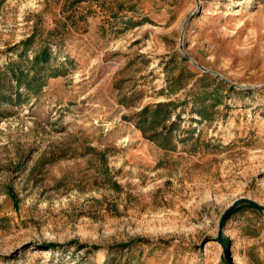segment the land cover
Wrapping results in <instances>:
<instances>
[{
	"label": "rangeland",
	"instance_id": "rangeland-1",
	"mask_svg": "<svg viewBox=\"0 0 264 264\" xmlns=\"http://www.w3.org/2000/svg\"><path fill=\"white\" fill-rule=\"evenodd\" d=\"M1 71L0 264H227L223 215L264 206V0H0ZM223 238L264 264V209Z\"/></svg>",
	"mask_w": 264,
	"mask_h": 264
},
{
	"label": "water",
	"instance_id": "water-1",
	"mask_svg": "<svg viewBox=\"0 0 264 264\" xmlns=\"http://www.w3.org/2000/svg\"><path fill=\"white\" fill-rule=\"evenodd\" d=\"M194 64L197 65L198 67L202 68L203 70L207 71L203 66L199 65L197 62L194 61ZM241 204H250L253 205L257 208L260 209H264V206L257 203L256 201L252 200V199H248V198H244V199H239L237 200L223 215L222 219H221V227H220V233H219V241L222 244V246L224 247L225 250V259H226V263L227 264H235L234 259L232 257L231 254V249L230 246L227 245L224 241L223 238V227L227 221V219L231 216V214L234 212V210L240 206Z\"/></svg>",
	"mask_w": 264,
	"mask_h": 264
},
{
	"label": "trees",
	"instance_id": "trees-1",
	"mask_svg": "<svg viewBox=\"0 0 264 264\" xmlns=\"http://www.w3.org/2000/svg\"><path fill=\"white\" fill-rule=\"evenodd\" d=\"M46 53H41L39 54L36 58H35V62L34 63H40L41 59L44 60V56ZM45 60H48V58L45 57ZM12 73V76L17 80V84L20 85L22 83V79L20 74L22 73H17L14 69L10 70ZM12 90V85H11V81L10 78L7 75L6 71H1L0 72V98L1 97H8L11 98V92Z\"/></svg>",
	"mask_w": 264,
	"mask_h": 264
}]
</instances>
